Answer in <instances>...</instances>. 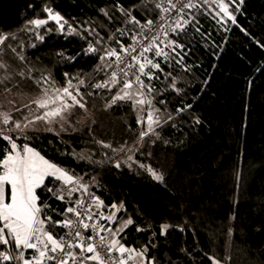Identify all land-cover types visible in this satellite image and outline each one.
<instances>
[{
    "label": "trees",
    "instance_id": "obj_1",
    "mask_svg": "<svg viewBox=\"0 0 264 264\" xmlns=\"http://www.w3.org/2000/svg\"><path fill=\"white\" fill-rule=\"evenodd\" d=\"M157 3L0 0V34L15 36L6 43L25 58L21 61L5 49L3 62L9 67L0 68V76H12L5 82L11 91L0 85V99L16 94L37 98L50 87L41 78L49 77L57 88L67 86L68 79L73 85L84 80L80 92L86 101L85 108L72 109L64 131L59 125L37 121L36 131H26L28 139L17 132L5 134L18 145L35 148L82 183L93 182L108 213L113 211L111 205H122L113 228L128 219L133 224L119 233L120 242L146 246V257L155 264H215L214 259L264 264V0H244L236 23L225 29L215 24L212 9L196 16L178 37L189 68L178 64L177 57L160 60L163 72L155 70V77L144 79L153 88L145 93L152 101L154 119L160 121L153 125L158 137L145 136L128 153L144 129L139 122L144 110L128 101L106 107L122 85L110 83L107 89L92 85L109 79L114 64L104 71L98 65L113 58L101 61L103 52L86 54V50L90 44L117 50L119 39L128 40L138 31L139 26L126 22L130 17L118 6L130 10L141 25L158 17ZM46 8L59 13L79 34L59 31L50 19L35 32L26 31V26L33 27L29 21L48 19ZM20 72L25 76L17 75ZM30 107L36 111L33 104ZM10 113L19 118L28 110L17 106ZM49 127L52 131L46 130ZM7 143L0 138V150L6 151ZM107 144L111 148L104 147ZM3 155L0 151V159ZM146 168L162 175L163 181L155 180ZM46 183L54 192L63 188L62 182ZM37 194L55 209L47 212L53 221L73 218L65 209L73 206L70 201L75 197L61 201L40 189ZM61 194L67 196V189ZM163 225L170 227L162 234ZM45 229L56 238L65 232L61 227L53 230L45 225Z\"/></svg>",
    "mask_w": 264,
    "mask_h": 264
},
{
    "label": "snow or ice",
    "instance_id": "obj_2",
    "mask_svg": "<svg viewBox=\"0 0 264 264\" xmlns=\"http://www.w3.org/2000/svg\"><path fill=\"white\" fill-rule=\"evenodd\" d=\"M177 3L180 4L179 7H177ZM243 3L244 0H239V2L237 0H227V2L225 0H176V2H173V0H159V3L155 7L167 13L168 16H171L172 12L177 13L176 16L171 17L172 23L168 24L163 30L162 34L167 37L169 32L179 35L186 30L184 26L191 23V21L184 19V16L191 15L190 12H186V9H196L197 11H203L205 9L211 10L213 5H216L220 11L215 12L214 18L218 17L221 22L225 23L227 20H231L235 24L236 16L233 12L229 11V8L232 6L236 11H239L240 5ZM118 7L125 17H130L126 22L140 26V22L135 17L130 16V10H125L122 6ZM45 11L48 13V19H34L29 21L28 24L33 27L29 28L26 26L25 30L35 32L37 28L46 25L50 19L59 25V31L64 32L65 24L68 22L59 13H53L51 8H46ZM101 11L105 15H108L104 9H101ZM209 14H211V11H209ZM165 19V16L160 17L161 21ZM140 27H147L150 32L154 30L151 20L147 21L146 25ZM195 30L199 31L198 29ZM68 32L69 34H79L71 26H69ZM92 34L96 35L94 31ZM121 34L123 35V33ZM141 35H143L142 32ZM11 39H15V36L0 34V68L3 69L9 67V65L3 62V54L6 48L11 49L21 61L25 59L16 53L15 48H12L11 44L6 43V41ZM39 39L43 40V37L41 36ZM144 39L151 42L139 53V57H143L144 52L152 51L154 57H161L167 62L170 58L175 59L179 56V53L176 51L177 48L183 49V45L175 44V41H169L167 47L171 48L172 56L170 57L168 52L160 49L156 44L157 37L149 35L145 36ZM97 43L101 42L97 41ZM32 46L34 47L35 45ZM124 51L128 52L129 49H124ZM135 51L136 48L132 47L131 52ZM97 52H103L99 57L101 61H104L106 57H115L116 60L114 63L117 67L119 66L121 57L115 49L107 50L94 47L90 44L86 50V54ZM139 57L133 55L131 59L136 61V63L128 65V67L137 68L138 72L149 80L153 78L150 75L151 69L163 72L160 63H153L151 59H146L144 63H140ZM177 63L182 64L183 57H179ZM146 66H150L149 72L145 71ZM105 68H113V62L107 65H98L100 71H104ZM119 72L121 73L119 77L117 76V71L113 70L108 80L92 85L95 89H107L110 83L113 87L117 84L122 85L120 93L111 97V103L107 104L106 107H111L118 101L131 102L134 107L140 106V110H143L145 104L151 105V100L138 97L144 96L145 91L151 93L153 91L152 86L150 84L145 85L140 75H135L133 81L128 79V73L123 68H120ZM17 75L24 77L25 73L20 72ZM67 75L65 73V77ZM170 75L169 73L168 76ZM11 79V75L0 76V85L5 86V91H11L5 83L6 81H11ZM41 79L44 83H49L50 87L43 88L42 94L32 100L31 104L36 106V111L43 110L42 115L35 114L29 105L24 106L28 110V114L24 115L21 113L19 118H13L12 114L8 111H0V138L8 142L5 146L6 151L0 150L4 151L3 158L0 159V222H2V226H0V246L10 245L14 248L32 250L28 258H25L23 251L18 256H12L6 251L0 252V262L16 261L17 264H21V262L22 264H45L47 261L51 262V264H69L71 261V264H129V261L135 262L137 257H139L138 264H144L146 248L136 252L135 249L122 245L118 238H114L122 232V228L117 227L116 229H112L100 223L90 225L83 222V219H81L82 212L77 210V207L83 210L86 219L91 220L92 215H88L87 213L90 212L92 205L95 204L97 208L103 205V201L99 200L98 197H93L89 194L90 203L87 207L85 206L83 198L70 201L72 204L77 205V207H67L65 213H72L76 217L75 221L69 219L53 221L51 216L47 215L48 211L55 213V209H52L50 205L40 200V196L37 194L38 189H40L42 194L50 193L53 197L64 201L70 198L73 192L87 191V185L81 183L80 178L70 174L69 170L46 159L35 148L28 144L18 145L11 135H6L5 133L17 132L24 139H28L26 131L29 129L36 131L37 121H44L48 125H59L61 130L64 131L66 130L64 125L67 122L68 116L71 115L72 109L77 106L85 108L86 101L83 99L84 94L80 92V86L85 84L84 80L77 78L78 83L73 85L72 80L68 79L67 86L57 88L54 87V82H51L49 77H42ZM35 82L41 84V80H36ZM134 87L135 91H133ZM172 87L175 88V83H173ZM176 90L179 91V89ZM188 107H191V105ZM16 111L20 112V109L17 108ZM180 111H183V109ZM139 122L144 123L143 120ZM154 124L159 126L160 121L158 118L153 119V114L150 112L147 114V130L142 131L140 137L143 138L149 135L158 137V133L153 127ZM7 125H11V127L5 128L4 126ZM46 130L52 131V128L49 127ZM99 143L102 144L103 142L101 141ZM104 147L111 148V145L107 144ZM119 151L123 152L124 148H120ZM119 166L120 164L117 163L116 167ZM140 166L145 167L144 165ZM146 170L151 172L155 180L163 181L164 177L162 175L157 174L151 168H146ZM46 180L49 183L62 182L63 188L57 189L54 192L53 188L48 186ZM69 185H72V187L69 188ZM65 188L67 189V196L61 194ZM110 207L115 209L112 215L104 216L102 212L96 215L105 221L116 223L113 217L116 212L121 211L123 206L117 207L113 204ZM132 224L133 221L128 219L123 223V227L126 228ZM45 225L51 227L53 230L56 227H61L67 228L69 231L65 233V236L56 239L51 232L45 231ZM81 225L84 229L91 228L95 235H90L87 238L81 236V231L79 230ZM168 227L170 226H162V234ZM137 231H142V229L137 228ZM103 232L110 233V237L103 235ZM41 236L50 242V245L49 243H44L42 246L39 245ZM77 249L78 252L75 251ZM114 253H119V255H114ZM147 264H155L154 259L147 261ZM215 264H220V262L215 261Z\"/></svg>",
    "mask_w": 264,
    "mask_h": 264
},
{
    "label": "built area",
    "instance_id": "obj_3",
    "mask_svg": "<svg viewBox=\"0 0 264 264\" xmlns=\"http://www.w3.org/2000/svg\"><path fill=\"white\" fill-rule=\"evenodd\" d=\"M173 2H176V0H173ZM179 6H180V4L177 3V7H179ZM205 10H207V9H205ZM205 10H203V11H197L196 9H191V10L186 9V12H190L191 15L184 16V19L193 22V20L196 18V16H198L199 14H201L202 12H204ZM176 15H177L176 12H172L171 13V16H168L167 13H164V12H162L160 10V14L158 15V17L155 18V19H153V20H151L153 22V29H154L153 31L150 32L147 27H143V28L140 27V26L146 25V22H145V23H142L139 26L138 31H136V33L130 39H128V40H126V39H119L118 49L116 51L119 53V55L121 57V62L119 63V66L118 67L114 63L115 60H116V58L115 57H112L113 58L114 68H115V71H117V75L118 76L121 75V73L119 72V69L120 68H123L124 71L128 73V79L134 81L135 75H140L141 76V79L144 81V79L146 77H144L142 74H140L138 72V69L137 68H135V67L129 68L128 65L135 64L136 61H133L131 59V57L133 55L139 57V53L145 47H147V45L151 42L149 40L144 39L145 36L151 35V36L157 37L156 44L159 46V48L160 49H163L165 52H168L169 54H171V48L170 47H167L169 41H175V44H176L179 41L178 40V37L181 34H183L185 31H187L188 28H189V25L191 24V23H189V24L185 25L184 27H185L186 30L184 32L180 33L179 35H176V34H173V33L169 32V35L167 37H165L162 34L163 33V30H164V28L168 24H171L172 23L171 17L172 16H176ZM161 16H165L166 19L164 21H161L160 20V17ZM193 17H194V19H193ZM69 26H71V28H73V26L68 22L67 24H65V29L68 30L69 29ZM141 32L143 33V35H141ZM133 37H135V39H133ZM132 47H135L136 48V51L135 52H131V48ZM124 49H129V51L128 52H125ZM176 51L178 52V48L176 49ZM178 53H179V56L177 57V59H179V57H183V55H182L181 52H178ZM146 59L153 60V63H159L160 60H163L161 57H154L152 51L144 52L143 57H139V62L140 63H144ZM183 59H185V58H183ZM189 64H190L189 61L186 62V61L183 60L182 66H183L184 69H187V68H189ZM149 70H150V66H146L145 67V71L146 72H149ZM155 70L156 69H151V71H150V75L152 77H155L156 76ZM144 95H145V98L147 100H149V97H147L146 93ZM178 109L181 110L182 109V106H179ZM150 112L152 113V110L149 109V107L147 109H145L143 111V113H144L143 119H145L147 121V114L150 113ZM89 194H91L93 197H98V195L93 190V182H91L88 185L87 191H84L82 193V196H81V198H83V200L85 202V206L86 207L90 203V196H89ZM76 207H77V205H76ZM77 210H79V211L82 212L81 219H83V222L84 223H88L90 225L93 224V223H100V224H104L106 227H110L111 228V225H110V222L109 221H105L100 216L96 215L97 213H101L102 212L104 216H109V213L107 211H105L101 206L99 208H97L95 204L92 205V207L90 209V212L87 213L88 215H92V219L91 220H88V219L85 218V213L83 212V210L79 209L78 207H77ZM71 220L72 221H75L76 220V217L73 215V218ZM79 230L81 231V236H83L85 238H87L90 235H95V233L92 231L91 228L84 229L82 227V225L80 226V229ZM68 231H69V229L65 228V232L60 237L65 236V233L68 232ZM102 234L105 235L106 237H109V233L108 232H103ZM54 238H56V237H54ZM59 238H56V239H59ZM44 243H49V245H50V242L46 241V239L43 236H41L40 241H39V245L42 246ZM75 251L78 252V249L75 250ZM1 252H5V250H3ZM31 252H32V250H30L29 252H27V255H26L25 258H28L29 257V253H31ZM89 255H91V254H89ZM114 255H119V253H114ZM0 264H13V263L12 262H0ZM45 264H51V262H47L46 261ZM69 264H71V261L69 262ZM129 264H137V263L134 262V261H129Z\"/></svg>",
    "mask_w": 264,
    "mask_h": 264
},
{
    "label": "rangeland",
    "instance_id": "obj_4",
    "mask_svg": "<svg viewBox=\"0 0 264 264\" xmlns=\"http://www.w3.org/2000/svg\"><path fill=\"white\" fill-rule=\"evenodd\" d=\"M225 2H227V0H225ZM237 2H239V0H237ZM241 6V5H240ZM212 11H213V13H212V18H213V20H214V22H215V24H217V26L218 27H220V28H222V29H225V28H227L228 27V25L230 24V23H232L231 22V20H227V22L225 23V22H221L220 20H219V18L217 17V18H214V16H215V12L216 11H220V9L218 8V7H214V8H212ZM229 11H231V12H233V14L235 15V16H237V13H238V11H236V9L234 8V7H232V6H230V8H229ZM176 44H179V45H182L181 44V42H177ZM178 52H181V49L180 48H178ZM172 56V53L170 54V57ZM170 59H172V58H170ZM169 59V60H170ZM133 91H135V87H134V89H133ZM122 94V93H121ZM36 98V97H35ZM34 98V96H29V95H10L9 96V98H6V99H0V106H2V107H0V111H8V112H11V111H13L14 110V108L15 107H17V106H20L21 108H23L27 103H29L28 105L30 106V104H31V102H29L28 100H34L35 99ZM138 98H143V99H145V100H147L146 98H145V95L144 96H142V97H138ZM149 100H150V98H149ZM69 102H71L70 100H69ZM33 106H35V105H33ZM151 106V107H150ZM36 107V106H35ZM149 107V109H151V110H153V108H152V104L151 105H147V104H145L144 106H143V110H145V109H147ZM35 114H37V115H42L43 114V110H40V111H35ZM143 115H144V113L142 112V117H141V120H143L144 121V123H142V126L144 127V129H143V127H142V129L143 130H140V132H139V138H138V140H137V142L135 143V145L136 146H133L132 148H131V151H128V153H131L132 151H135L138 147H139V145L141 144V142H142V140H143V138H141L140 137V133L142 132V131H146V126H147V121L145 120V119H143ZM153 119H154V117H153ZM140 120V121H141ZM8 128V127H7ZM154 171V170H153ZM81 182V181H80ZM82 183V182H81ZM83 184H85V185H87V187H88V185H89V183L87 184V183H83ZM70 187H72V185L70 186ZM69 187V188H70ZM84 191H78V192H73V194H72V197H75L74 198V201L75 200H78V199H80L81 198V196H82V193H83ZM72 207H76V205H74L73 204V206ZM113 212H115V209H113V211H111V212H109V216L110 215H112V213ZM118 212H116V214H115V216L113 217V219L115 220V221H117V219H118ZM110 222V225H111V228L112 229H115V228H113V225H114V223L112 222V221H109ZM0 226H2V224L0 225ZM120 228H122V229H124V227H123V225L120 227ZM45 231H46V229H45ZM110 233H109V237H110ZM114 238H118L119 239V234H118V236L117 237H114ZM10 246V245H9ZM134 246V248H131V249H135L136 250V252H139L141 249H145L146 248V246H143V245H133ZM139 246V247H138ZM1 249H4V250H6V251H8L9 253H12L14 256H18V255H20V253H21V251H23L24 252V256L26 255V253L28 252V250H20L19 248H14V247H8V246H4V247H0V251H1ZM147 249V248H146ZM139 257H137V260L135 261L137 264H138V262H139ZM215 261H219L218 259H214V262ZM144 262H146V259H145V261ZM220 262V264H227V263H225V262H221V261H219Z\"/></svg>",
    "mask_w": 264,
    "mask_h": 264
},
{
    "label": "crops",
    "instance_id": "obj_5",
    "mask_svg": "<svg viewBox=\"0 0 264 264\" xmlns=\"http://www.w3.org/2000/svg\"><path fill=\"white\" fill-rule=\"evenodd\" d=\"M120 241V240H119ZM121 243V242H120ZM122 244V243H121ZM122 245H124V244H122ZM125 247H128V248H134V246L132 245V246H126V245H124ZM136 246V245H135ZM8 247H10V246H8ZM139 247V246H138ZM20 250H28V249H21V248H19ZM4 249H1V251H3ZM0 251V252H1ZM6 251V250H5ZM30 250H28V252H29ZM8 252V251H7ZM9 253V252H8ZM10 255H12V256H14L12 253H9ZM26 255H27V253H26ZM26 255H25V257H26ZM147 261H149V259L146 257V262H144V264H147ZM13 264H17V262L16 261H11ZM21 264H22V262H21Z\"/></svg>",
    "mask_w": 264,
    "mask_h": 264
}]
</instances>
